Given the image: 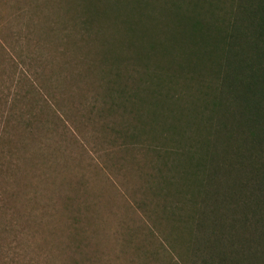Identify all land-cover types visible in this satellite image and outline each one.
I'll return each instance as SVG.
<instances>
[{
  "label": "rangeland",
  "instance_id": "1",
  "mask_svg": "<svg viewBox=\"0 0 264 264\" xmlns=\"http://www.w3.org/2000/svg\"><path fill=\"white\" fill-rule=\"evenodd\" d=\"M120 1L0 0V264H204L219 236L264 264L232 214L178 193L170 125H198L201 86L136 60L121 13L146 7Z\"/></svg>",
  "mask_w": 264,
  "mask_h": 264
},
{
  "label": "trees",
  "instance_id": "2",
  "mask_svg": "<svg viewBox=\"0 0 264 264\" xmlns=\"http://www.w3.org/2000/svg\"><path fill=\"white\" fill-rule=\"evenodd\" d=\"M129 1L146 7H121L129 8L120 23L127 42L138 44L136 60L166 63L201 86L184 110L198 125H170L175 134L186 129L166 150L186 186L178 193L215 215L232 214L233 230L250 231L241 260L264 257V0ZM221 242L204 264H240Z\"/></svg>",
  "mask_w": 264,
  "mask_h": 264
}]
</instances>
